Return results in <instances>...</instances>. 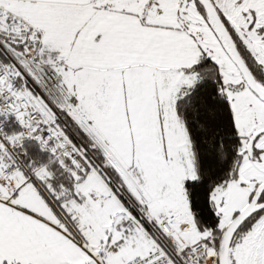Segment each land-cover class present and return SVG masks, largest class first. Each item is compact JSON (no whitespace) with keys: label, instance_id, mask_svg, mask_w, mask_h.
I'll return each instance as SVG.
<instances>
[{"label":"snow or ice","instance_id":"6c2138e0","mask_svg":"<svg viewBox=\"0 0 264 264\" xmlns=\"http://www.w3.org/2000/svg\"><path fill=\"white\" fill-rule=\"evenodd\" d=\"M0 264H264V0H0Z\"/></svg>","mask_w":264,"mask_h":264}]
</instances>
